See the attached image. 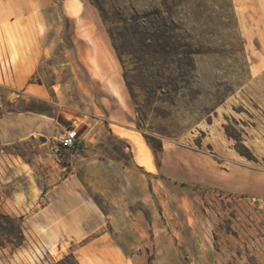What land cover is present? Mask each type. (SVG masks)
Returning <instances> with one entry per match:
<instances>
[{
  "label": "rangeland",
  "instance_id": "obj_1",
  "mask_svg": "<svg viewBox=\"0 0 264 264\" xmlns=\"http://www.w3.org/2000/svg\"><path fill=\"white\" fill-rule=\"evenodd\" d=\"M78 1L106 36L130 124L115 121L99 46L66 9ZM24 80L51 87L54 124H79L82 145L59 160L26 142L8 148L32 160L42 193L66 188L0 205L24 234L22 246L0 250V264H50L68 253L79 264H264V0H0V85L13 102ZM113 125L144 140L154 171L135 162ZM182 149L176 158L208 171L167 175L171 151ZM91 195L101 225L83 235L67 219L86 214Z\"/></svg>",
  "mask_w": 264,
  "mask_h": 264
},
{
  "label": "crops",
  "instance_id": "obj_2",
  "mask_svg": "<svg viewBox=\"0 0 264 264\" xmlns=\"http://www.w3.org/2000/svg\"><path fill=\"white\" fill-rule=\"evenodd\" d=\"M66 9L76 20L81 19V22L78 24L80 29L84 30V33L82 34L88 35L90 41L99 46V51L96 50V57L98 59L100 76L106 80L105 87L108 96L111 97L120 108V112L115 114V121L125 125L130 124V121L124 114L126 113L127 115H130L128 94L121 79L117 63L110 48L108 47L106 36L100 24L96 21L88 8L81 3V1H78V4L76 5L67 4ZM25 71L24 75H26V77L32 73L31 68L26 69ZM7 89L9 88L4 85H0V205L5 208L8 205L32 204V200L37 197H41L42 194L46 195L47 193H50L53 196H59L60 192L56 191V189L59 190L61 188H66V184H60L57 185L56 188H46L44 193H42V189L38 187L34 177L32 176V160H24L20 155H17V159L8 150V148L14 145L26 142L27 144H30L31 147L35 148L38 153H40L41 150L47 149L46 154L54 160L50 155V145L54 132L56 131L57 133L60 130L54 124L52 110H47L46 107L47 104L51 106V87H46L42 84H36L24 80L15 88L18 92V98L15 102H13L9 96L11 89ZM35 99L45 103V109L43 111L35 107L32 109L23 107L24 102ZM113 133L119 135L118 137L127 138L132 142L134 152L133 157L139 166L144 167L148 171L155 170L151 157L152 153L142 138L132 131H127L115 125H113ZM41 137L45 138L44 142L41 141ZM137 141L142 144L143 151L138 148ZM80 145H82V143H80ZM184 150L171 151L172 168L168 169L165 166L166 170L164 172L167 175L175 179H182L183 177H191V175L200 174L202 170H204L203 172L208 171L206 166L202 167L196 162L186 161L175 157L184 153L187 155V152ZM38 155L39 154H36V156ZM200 166L202 168H198ZM27 169L29 172H27ZM34 185L39 191L36 195L32 192V187ZM91 200L92 201L88 204V206H82V210L87 212L86 214H83L80 218L68 217L67 219L69 222H72L74 229H82L83 235L89 234L91 230L94 229L91 228L93 224L94 227L101 225L100 207L93 199ZM89 211H91L92 214H90ZM85 224L90 226L88 231L85 230ZM95 239L100 240L101 236ZM102 256L103 255H98L95 257L100 258ZM100 259L102 260V258ZM85 264H88V260H85Z\"/></svg>",
  "mask_w": 264,
  "mask_h": 264
},
{
  "label": "trees",
  "instance_id": "obj_3",
  "mask_svg": "<svg viewBox=\"0 0 264 264\" xmlns=\"http://www.w3.org/2000/svg\"><path fill=\"white\" fill-rule=\"evenodd\" d=\"M125 80L127 81V77ZM128 85V84H127ZM129 87V85H128ZM151 146V145H150ZM161 148V145L159 146ZM152 149L155 147L151 146ZM94 202L101 208L98 197L91 195ZM24 234L21 224L13 216L6 215L0 211V250L9 246L12 249L22 246ZM50 264H79L72 253L64 255L62 258Z\"/></svg>",
  "mask_w": 264,
  "mask_h": 264
},
{
  "label": "built area",
  "instance_id": "obj_4",
  "mask_svg": "<svg viewBox=\"0 0 264 264\" xmlns=\"http://www.w3.org/2000/svg\"><path fill=\"white\" fill-rule=\"evenodd\" d=\"M79 124H72L70 127H63L51 140L50 155L53 159L62 158L64 151L75 150L80 146Z\"/></svg>",
  "mask_w": 264,
  "mask_h": 264
},
{
  "label": "water",
  "instance_id": "obj_5",
  "mask_svg": "<svg viewBox=\"0 0 264 264\" xmlns=\"http://www.w3.org/2000/svg\"><path fill=\"white\" fill-rule=\"evenodd\" d=\"M40 139H41V141H42V142H44V141H45V138H44V137H41Z\"/></svg>",
  "mask_w": 264,
  "mask_h": 264
},
{
  "label": "bare ground",
  "instance_id": "obj_6",
  "mask_svg": "<svg viewBox=\"0 0 264 264\" xmlns=\"http://www.w3.org/2000/svg\"><path fill=\"white\" fill-rule=\"evenodd\" d=\"M263 150V149H262Z\"/></svg>",
  "mask_w": 264,
  "mask_h": 264
}]
</instances>
